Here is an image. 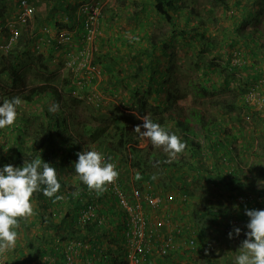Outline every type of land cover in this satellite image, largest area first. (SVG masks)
Listing matches in <instances>:
<instances>
[{
	"label": "rangeland",
	"instance_id": "374dc122",
	"mask_svg": "<svg viewBox=\"0 0 264 264\" xmlns=\"http://www.w3.org/2000/svg\"><path fill=\"white\" fill-rule=\"evenodd\" d=\"M35 1L36 15L33 19L25 26L17 24L20 34L26 33L34 38L28 47L27 53L29 55L21 56L19 67L24 76L25 84L29 87L47 82L48 77H51L50 82L61 89L64 79H70L72 75V69L66 62L69 51L61 47L56 53L49 56L50 44L47 43H53L56 33L65 30L61 26L65 25L64 23H69L71 27L76 25L75 28L78 32L80 31L81 21L77 15V9L84 0H66L69 1L72 7H69V10L65 12L64 10L61 11L60 2H50L51 0ZM263 1L229 0L228 5H218L210 0H178L177 5H180L179 7L175 9L173 7L168 8L171 15V20H169L157 11L155 7L156 0H141L136 6L133 3L132 6L128 5V12L126 13L132 11L139 24L133 20H129L130 25L128 23L123 25L121 22L122 28L120 29L126 31V36L124 39L120 38L117 41H112L110 37L113 34L109 26L112 22H115L117 13H114V10L119 11L118 0L114 1L113 7H107L105 10V14L108 15L102 21V26L107 27L110 37L106 35V31H103L102 28H100V33L97 35L96 45L98 50L95 54V62L97 60V68L99 71L101 70V77L92 82L93 85L104 87V89L100 88L105 97L102 104L104 107L98 110L95 104L89 102L87 96L78 97L80 102L75 103L73 101L75 97L72 96L75 94L73 91L72 94L68 92V88L65 90L64 98L57 99V97L51 96L50 93H45L40 101L38 98L33 103L22 102L20 106L22 109L18 110V118L14 124L23 128L12 130L7 126L8 128L1 129L0 167L5 165L1 161L4 154L17 151L18 141L19 148L26 149L27 145L30 146L34 143L31 138L35 134H32V132H35L37 128L41 130V123L46 125L50 120L55 121V115L60 113L59 115L62 117L58 119L61 125L59 131H62V133L59 136L61 137V143H58L57 159L59 163L54 164L53 160L50 162L57 171L61 186L65 187H61L59 191L65 190L67 193L78 190L81 186H87L75 172L74 164L78 160L77 153L84 150H97L104 156L106 153L116 154L120 159L122 179L126 182L127 187H140L145 192L148 191L149 194L161 193L166 204L158 208V213L162 217L168 216L171 220L173 219L170 222L172 224L176 222L174 218H180L184 221L181 232H178L175 225L172 224L168 228L169 234L173 229L177 232L174 260H176L177 255L180 258L179 261L176 260L178 264H235V258L240 254V251H236V253L226 252L227 249L219 243L218 236H220L219 231H221L219 227L230 225L228 218L231 216V211L238 215L244 214V210L239 206L240 199L243 197H260L257 193H253L254 191L235 195L231 191L222 192L223 187L225 188L226 185L220 173L224 176L235 168L232 179H234L236 173L238 176L244 177L248 174L249 164L253 165L254 161L258 159L257 157L264 153V145H261L262 142L264 143V124L260 123L259 119L262 117L258 112L264 110L252 107L253 102H257L258 98L264 99V84H259L257 90H247L246 96L242 95V91L248 85V81H244L243 78L251 70L247 68H249L248 66L251 68L252 64L256 63L255 58L252 56L253 49L251 45H254L256 40L260 42L258 47L262 46L261 43L264 44L263 32L259 35L260 31H257L258 29L264 30V19L263 17L258 21L257 18L255 19L256 13L261 12L264 7ZM15 3L16 0H0V6L3 7L2 11L0 10V67L3 59L5 62L13 59L11 49L18 43L9 51H6L2 45L6 37L11 34L8 23L15 20V15L18 13V6ZM69 16H72L71 21H69ZM235 28H238V30L233 31ZM197 31L204 33L205 37H209V42L200 40ZM238 31L239 34L236 33ZM115 32L117 33V31ZM250 33L255 34V40L248 37ZM43 34L50 35L47 38L48 42L44 44L42 43L47 36ZM248 38L251 45L245 42ZM17 41H19V38ZM156 42L159 46L153 54L156 55V60L152 61L142 49L148 47V51H150L152 50L150 44ZM41 53L43 55L47 54L46 62H43L47 68L41 66L42 64L34 59ZM229 59H232V62H240L246 67L235 73L237 79H232L233 84L231 83L230 90H219L214 94L210 93L200 98L190 92L192 91L193 82L200 85V81L205 77L203 73L208 67L210 70H215L216 66L210 67L211 61L217 63L219 67V64L224 65ZM260 65L263 67L262 72H264V64L258 62L257 66L253 68L252 72L254 74ZM164 72H167L164 78H168L166 87L164 90L160 89L161 94L156 96L154 93L156 89L149 84V76L155 75L161 79ZM0 76H3L1 78L3 83L10 80L5 74ZM210 76L222 82L229 75L225 70H222L219 74L213 73ZM255 77L256 75L253 79ZM174 81L178 83L179 90L191 93L185 103L184 100L177 102V107L173 110L174 114L180 112L189 116L192 107L200 110L199 117L202 120L200 123H197L195 116L191 114V125L197 133L196 137L193 135L191 139L196 142L200 141L202 145L197 155L194 154V147L188 139H185L184 132L177 127L174 119L167 118L161 126L176 134L186 144L183 151L178 153L175 158H171L164 151L163 146H154L148 138L141 137L139 133L134 131L138 125L143 124L141 118L144 117L138 110L137 99L134 96L136 91L141 87V93L147 89L153 91L146 94L144 105L149 111V116L160 117L159 115H167L165 111H167L170 104L166 100V93L167 89H175L177 84L169 87ZM258 83L256 82V84ZM256 84L253 83L252 85ZM1 86L0 94L4 92ZM0 101H3L1 95ZM56 103L60 106L59 110L50 112L49 106ZM30 116L33 117V120H28ZM110 118L114 120L120 118L122 125L128 126L130 131L136 133L135 139L126 146L121 147L116 128H110L99 140L91 141L89 138L90 131L97 127H103ZM206 122L210 124L208 128L211 129V136L215 135L214 132L216 134L219 132L222 135L220 138L230 136L225 147L217 145L218 143H208L207 137H204L207 131L200 128ZM219 124L222 131L215 127ZM238 129H244V135L240 136L235 131ZM141 130L144 131L145 129L142 128ZM243 136L250 142L247 143L249 146L246 150L243 145L246 144V140ZM217 139L215 138V140ZM239 139L245 156L244 160H241L237 151L236 145ZM66 142H68V146ZM69 144L73 146H69ZM75 145L76 148H74ZM5 146L7 151L3 148ZM213 146L222 148L219 152L221 163L224 165V160L229 163H225L224 166L221 164V167H224L223 172L210 165V156H213L214 152ZM25 152L28 153L25 159L29 161L30 152L27 149L24 150ZM262 166H264V160ZM258 181L259 186H261L264 181L263 177L261 176ZM176 192L179 194L180 199L175 204H167L166 197L168 194H177ZM184 193L188 195L187 199H185ZM32 201L33 214L29 217H21L15 246L3 253L4 261L7 260L6 264H44L46 258L43 255L36 256V254L40 253L38 247H45L43 251L47 252V249L54 245V241H51L48 237L51 231L47 230V227L50 229L51 223L59 225L62 222V224L67 225L66 228H69L70 232L79 229V224L71 226L64 218L65 216H72L69 213L70 207L65 202H61L59 205V212L56 211V207H48L49 211L54 208V216L51 213L48 214V209L45 211V208H41L36 198H33ZM35 207H37L36 212ZM209 208L214 209L212 211ZM248 208L252 209L254 207L249 205ZM214 211H221V213L219 212L220 215L215 217L216 213ZM149 213L152 215L153 210L149 209ZM112 214L120 215L121 213H116L110 208L108 215L112 217ZM42 216H46L43 223L41 221ZM118 218L119 216H115L114 222L120 225V219ZM106 227L109 230L101 233L100 238L104 246H115V249L120 247L123 241L120 229L117 230L110 219ZM208 227H210V234L207 233ZM116 233H118L117 236ZM194 236L197 238L196 245H199V248L192 253L187 250L186 240ZM208 237L210 243L207 244ZM30 242H32V245H29ZM207 245L209 250L205 248ZM183 253L186 254L183 255Z\"/></svg>",
	"mask_w": 264,
	"mask_h": 264
},
{
	"label": "trees",
	"instance_id": "16d2710c",
	"mask_svg": "<svg viewBox=\"0 0 264 264\" xmlns=\"http://www.w3.org/2000/svg\"><path fill=\"white\" fill-rule=\"evenodd\" d=\"M56 1L61 3V6H60L61 11L64 10V12H65L66 10H69V7H72V5L70 3L67 4V2L64 0H51L50 2H56ZM84 1H86V0H84ZM115 1H117V0H115ZM140 1L139 0H118L119 5H123V6L126 5L127 2H128V5L132 6V3H133V5L136 6L137 4L140 3ZM177 1L178 0H156V6L155 7L160 14L165 15V17H167L169 20H171V15L168 11V8L173 7L175 9V8L179 7L180 5H177L178 4ZM210 1L212 3L218 4V5H221V4L228 5L229 0H210ZM28 2L30 5H32L35 8V11H36V7L34 5V3H36V1L35 0H28ZM118 2H117V4H118ZM15 4L19 7L20 0H16ZM112 4L113 3L110 2V3L106 4V6H104V16L101 19V24H102L104 17H106L108 15V14H105V10L107 9V7H113ZM192 9H194V8H192ZM110 12H113V11H110ZM114 13H117L116 9L114 10ZM256 14L257 15L255 16V19L257 18L256 19L257 21L260 20L261 17H263V19H264V7L261 9V12L256 13ZM35 15H36V13H35ZM113 16H114V14H113ZM71 19H72V16H69V21H71ZM58 24L60 25V23H58ZM64 24L65 25H61L63 29L73 27V26L71 27V25H69V23H64ZM79 28H80V30L82 29V24L79 26ZM236 30H238V28L233 29V31H236ZM254 30L256 31V29H254ZM257 31H260L259 35H261V32H263V34H264L263 29H258ZM197 33H198V38L200 40L209 42L208 41L209 37H205L204 33H199L198 31H197ZM236 33L239 34V31ZM56 34L57 35H55V37L53 39L54 42L53 43H47V44H50L49 56L53 55L58 50L59 35H58V33H56ZM20 35L21 36L19 37V41H18L17 45L13 49H11L13 59H9L7 62H5L3 59L2 66L0 67V75L5 74V75H7L8 79H10L7 83H3L1 80V78L3 76H0V85H2L1 88L3 89L4 92L6 91L5 93L2 92V94H0L1 96H3V100H4V98L5 99H11L14 96H18L21 98L22 101H24L26 103H33L45 93H50L51 96L57 97V99L58 98H64V95L66 93V91H65L66 88H68L69 89L68 92L71 93L75 89V86L72 84V81L74 83V80H75L73 73H72L70 79L69 78L64 79L65 81H64V84L62 85L61 89L56 84H53L50 82L51 77H48V81L47 82L45 81L46 83L44 82L41 84L32 85L31 87H29V85L25 84L24 76L21 73V68L19 67V63L21 62V56L22 55H24V56H26L27 54L29 55V53H27L28 47L31 45L34 38L27 35L26 33H23ZM43 35H45V34H43ZM77 35H78V33H77ZM45 36H47L46 40L42 44L48 42L47 38L50 35H45ZM248 37H252L251 39L255 40V34L254 33H250ZM152 41L154 42V40H152ZM245 42L247 44L251 45L249 42V38ZM22 44H23V46H21ZM259 44H260V42L258 40H256L255 44L251 45L252 49H253L252 50V52H253L252 56L256 60L255 64H257L258 62H261L262 60L264 61V44L261 43L262 46L258 47ZM158 45L159 44L157 42L151 43L150 46H151L152 50H150V51H148V47H147V49H145V48L142 49L143 52H146L147 56L152 59V61L154 59L156 60V55H153V54L155 53L156 49L158 48L157 47ZM64 47H66V46H64ZM46 55H43V53H41L39 56L34 57V59L36 61L38 60L42 64L41 66L47 68L45 63H43V62H46V58H47ZM157 61H159V59H157ZM96 62H97V60H96ZM96 62L94 59V63L97 65ZM255 64L253 63L251 68H250V66H248L249 68H247V69L248 70L251 69L250 71H248L249 73L253 71ZM213 66H216L215 70H210L208 67L207 70L204 71L203 75L205 77H203V79L200 81L201 82L200 85L197 82L192 83V85H193L192 91H190V92L194 93V95H196L197 98L198 97L200 98L202 96H206L210 93L214 94L215 92H217L219 90H227V89L230 90L232 87V85H231L232 79H234V80L237 79L235 76V73H237L241 68L244 67V65L240 62H232V59H229L224 65L219 64V67L217 66V63L211 61L210 67H213ZM244 68H246V67H244ZM109 70H110V68H109ZM222 70H225L226 73L229 75V76H226V78L222 82H220L217 78H213L210 76L213 73L219 74ZM263 73L264 72H262V71H261V73L256 72L254 74V75H256L255 79L252 78L251 81L244 80L247 78L248 75L243 78L244 81H248V85L245 88V90L242 91V95L246 96V92H247V90H249L248 86L252 85L253 84L252 81L258 79L260 77V75ZM163 74L164 75L161 79L159 77H156L155 75L149 76V79H150L149 84L151 85V87L156 89V92H154L156 96H159L161 94L160 89L164 90V88L166 87V83H167L168 78L165 79L164 76L167 75V72H164ZM203 80H206V81L204 82ZM173 85H176L175 89H170V90L167 89V93H166V100L170 104L167 111H165L167 113V115H165V114L159 115L160 117H157V116L152 117V115L149 116V111H148V109H146V106L144 105V103H146V97H147L146 94L153 92V91L150 89H147L141 93L140 89L142 87L139 88L134 95L135 98L137 99L136 103L138 104V110L140 111V114L142 116L147 115L150 119H152L156 123H159L160 125L163 124L167 118L174 119L177 127H179L180 130L182 132H184L185 139H188L190 141L191 145L194 147V150H195L194 154L197 155V154H199V152H200L199 150L202 148L201 147L202 145H201L200 141L196 142L194 139H191L193 135L196 137V134H197L193 130V127L191 125V121H192V119H191L192 115L191 114H193V116H195V120H197V123H200L202 121V120H200V117H199L200 110L194 109V107H192L190 109L191 114L189 116L184 115L183 113H180V112H177L176 114H174L173 110H175V108L177 107L176 106L178 104L177 102L180 100H184V103H185L186 99L189 97V94H191V93L188 91L185 92L184 90H179L178 83L175 81L172 82L169 85V87H171ZM198 86H200V87L198 88ZM219 87H221V88H219ZM100 88L104 89L103 86H100ZM144 88H146V86H144ZM85 93H87V90H86V92H84V94ZM72 96H73V98L75 97L73 99V101L75 103L80 102L79 101L80 99L78 97H76L74 95H72ZM59 114L60 113H57L55 115V118H56V119H54L55 121L58 119H61L62 116ZM48 116H49V113H48ZM51 118H53V117H51ZM28 120H33V117L30 116V119L28 117ZM55 121L50 120L46 123V125L41 123V127H42L41 130L39 128H37L35 130V132H32V134H35V136L31 138L34 143L31 144L30 146L27 145V147H26L27 151L30 152L29 156L31 155L29 162L33 158L40 157L42 159V163H43V160L45 162H48V163H50L52 160H53L54 164L59 163V161L57 159L58 158L57 153H58V149H59L58 143H61V137H59V136H60V133H62V131H59V128L61 126L59 123V120L56 122ZM209 125L210 124L208 122H206V124L203 123L202 126L200 127V128H203L204 131H207V132H205L204 137H207L208 143L220 144L221 142H223V139L227 140V138H223V139L220 138V136H222V135L219 132L217 134H216V132H214L215 135L211 136L212 132L210 131L211 129L209 130V128H208ZM219 126H220V124L215 126V127H216V129H220L222 131L221 126L220 127ZM8 127H9V129H12V130H16L17 128H19V129L23 128L22 126L16 125V124H13V125L8 126ZM110 128H116V130H117L116 132H118L117 134L119 136V138H118L119 145L121 147L126 146L128 143L132 142L135 139L136 133L133 131H130L128 126L122 125L120 122V118H117L116 120L110 118L109 121H107L103 127H97L94 130H91L89 133V138L91 139V141L95 142V141L99 140L105 134V132L108 131ZM1 132L2 131L0 129V134H1ZM217 137H218V139H217ZM215 138L217 140H215ZM79 139H81V138H79ZM66 144L68 146V142H66ZM69 146H73V145L69 144ZM215 146H213V148H215ZM222 147H224V146H222ZM16 148H17V151L15 153H6L2 156V160H1L2 163L11 164L13 166H23L24 162L26 161L25 156H27L28 153L27 152L24 153V150H26L25 148H23V149L19 148V141L17 142ZM74 148H76V145L74 146ZM216 154H217V152H216ZM216 156H217V158H221V155H216ZM259 168L262 172H264V166H262V167L259 166ZM225 176L226 175H224V177ZM223 179L226 180V178H223ZM230 182H232V181H230ZM80 189L82 192L75 193V191H76L75 190V191L69 192V194H68L66 201L68 202L69 206H71L69 213L72 215L71 219L68 216L64 217L65 219H70V221L67 220L68 224L75 222V220L78 219L77 217L81 216V211L84 209V207L85 206L87 207L90 200L91 201L93 200V196L91 194H88L87 192H85V191L90 190L89 188H86V186H83V187L81 186ZM260 190H263V189H260ZM254 193H257L258 197H260V198L254 197L252 200L248 199V200H245L244 202H240L242 209H247V207L249 205H252V204H254V205L259 204L258 206H261V205L264 206V191H257ZM61 194L62 193H58V194H54L52 197H49V196L45 195L44 192L41 190V191H37L33 194L32 200H33V198H36L38 203H39V206H41V208L42 207L45 208V211H46V209L48 207H50V206L52 207V204H56V202H58V200H60L63 197L62 196L63 194L62 195ZM184 196H185V199H187L188 195L184 193ZM57 197H59L60 199ZM49 202H50V204H49ZM34 209L36 212L37 207H35ZM38 209H40V208H38ZM76 209H77V214L74 215V210H76ZM213 209L214 208H209V210H212V211H213ZM219 212L221 213V211H218V212L214 211V213H216L215 217L220 215ZM156 215L158 217L159 216L161 217L160 214H156ZM75 216H76V218H75ZM45 217L46 216H42V220H41L42 223H43ZM73 218H75V219L73 220ZM163 218L164 219L167 218V221H169V222H171L173 220V219L171 220L168 216H164ZM93 219H94L93 217H90L88 220H86L87 222H89V224L86 225L87 228L92 226V225H90V222ZM18 220L20 223L21 218H18ZM154 220H155L154 217H151V219L147 220V226L150 227L151 229L154 227L153 225H151ZM174 220L176 222L174 224H172V223H170V224L175 225L176 230L178 228H181V226H183L182 223L184 221L180 220V218H174ZM63 221L66 222L64 219H63ZM91 224H94V223H91ZM23 225H24V223H23ZM57 226L58 225L54 226L53 224H50L49 228L50 229H52L53 227L58 228ZM168 228L169 227H165L164 230L160 232L162 237L170 235L168 233ZM175 229H173L172 231L174 232ZM172 231H171V234H172ZM66 232L67 233H57L56 236H60L63 239H67L69 237H73L74 233H75V232H70V231H66ZM155 237H156V235L154 234L153 239ZM79 239L84 242L83 238L79 237ZM91 241L96 242L98 244V246H96V248L99 251H100L102 245H104L103 242L101 241V239H98L97 241L91 239L90 242ZM156 243L157 242L152 240V245L156 244ZM29 245H32V242H30ZM40 248L41 247H38V249H40ZM150 250H151V252H150ZM150 250L148 252L145 251L144 254L141 256V263H143V264H156V263L157 264H178V262H176L170 258V255L174 256L176 254V253H174V250H171V253H168L166 255L165 254L159 255L158 254L159 252H158L156 245L154 247L152 246ZM41 252L42 253H39V255H43L45 253V251H41ZM126 252H127L126 247H124V244H123L122 245V252H121L122 256H120L118 254H114L111 257V259H105L104 257H100L99 264L103 263L105 260L108 263L127 264V259H126L127 253ZM110 253H115V252L111 251ZM89 256H91V255L89 254Z\"/></svg>",
	"mask_w": 264,
	"mask_h": 264
},
{
	"label": "clouds",
	"instance_id": "9594fccd",
	"mask_svg": "<svg viewBox=\"0 0 264 264\" xmlns=\"http://www.w3.org/2000/svg\"><path fill=\"white\" fill-rule=\"evenodd\" d=\"M114 1L115 0H111L108 3H113ZM5 43L6 42L4 41L2 45ZM10 49L6 51H9ZM256 82L259 83L256 84ZM252 83H255L257 86H259V84H264V73ZM252 87L253 85H249L248 89L251 90ZM41 99L42 96L39 97V100ZM22 102L24 101H22L18 96L0 101V129L11 126L15 123L18 118V110L21 108L20 106ZM59 107L60 106L58 103L52 104L49 106V111H57L59 110ZM252 107L258 110H264V105L261 106L259 104H253ZM141 119L143 120V124L138 125L134 131L139 133L141 137L148 138L154 146H163L164 151L167 152L171 158H175V156L182 152L186 147L185 142H183L180 137L169 132L159 123L153 122V120L147 115ZM142 128L145 130L142 131ZM3 148L5 151H7L6 146ZM77 156L78 160L74 164L75 172L79 175L80 180L85 185H87L86 188L90 189L85 192L93 196V200H90L89 204L87 205V207H92L93 209L91 212V217L95 216L93 212L97 207L98 199L100 203L103 204V206L109 211L111 208L116 213H121V216L118 214H112L113 218L115 216H119L118 219H120L121 227L115 224L114 221L111 222H113V225L117 228V230L120 229L119 231L122 235L123 241L120 247H116V249L115 246L102 245L105 249L104 251L107 253H102L100 257L111 259L114 254L122 256V245L124 244V247H126L127 250L129 238L126 219L127 215L122 209L118 207L117 195L114 193L110 183L114 182L119 176V179L121 182H123L125 188L132 189V186L127 187L126 182H124L122 179L120 159L116 154L106 153L104 156L97 150H84L77 153ZM111 158H114L117 161L119 170L116 169L114 163L109 161ZM60 188L61 183L59 181L56 169L50 163L45 162L44 160L42 163V159L40 157L33 158L30 162L25 161L23 166L5 164L3 167H0V254L3 255V253H6L8 249L15 246L16 240L18 238V218L29 217L33 214V194L42 190L45 195L52 197L60 190ZM141 190L144 191L142 188ZM78 192H82L80 188L75 191V193ZM145 193H148V191ZM153 194L156 193H152V195ZM62 196L64 197L65 195L63 194ZM163 202L164 203L162 205H165V201ZM167 204L170 203L168 202ZM87 207L85 206L84 208ZM145 208L147 209V212H149V209H152L153 214H160L158 213V208L154 210L146 204ZM82 211L79 220V229L84 228L87 224H89V222L85 221L82 217ZM49 213L54 215V209L49 211ZM245 214L247 217H249V220L245 225L247 231L244 232V235L246 238L240 244V254L236 256L235 264H264V209H245ZM100 215L109 216L108 214L104 213H100ZM97 218L98 216L93 220ZM99 224L103 225V220H99ZM79 229L73 232L77 233ZM60 230L62 233H67L64 229ZM107 230H109L108 227L104 228L103 232ZM242 231L243 229L240 227H234L233 230L229 231L228 236L230 239L233 238L234 234L238 237ZM169 236L173 238V243L175 244V238L177 237L172 234ZM74 238H67L68 240H66L60 236H55L53 240L54 245L47 249V252L45 251L43 254V256L46 258L44 264H49L50 261H53L52 264H57L58 261L67 264L65 261L67 260L68 255L76 259L77 257L73 252L74 248L77 247V244L73 245L72 243ZM194 238L195 240L197 239L195 236ZM57 239L66 240L62 242V244L65 245V249L60 253L56 252ZM86 243H90V239H84V244ZM198 246L199 245H196L195 247L188 246L187 250L193 253L195 250H197V248H199ZM44 248H40V253H42L41 251H43ZM173 250L176 252V244ZM111 251H114L115 253H110ZM90 255L91 256L88 255L82 264H85L87 260H90L93 264H99L100 258L99 261L95 262L92 259L93 253H90ZM36 256H40L39 253H37ZM171 256L172 255H170V258ZM76 264L78 263L76 262ZM101 264L116 263H108L105 260Z\"/></svg>",
	"mask_w": 264,
	"mask_h": 264
},
{
	"label": "built area",
	"instance_id": "2783aa9c",
	"mask_svg": "<svg viewBox=\"0 0 264 264\" xmlns=\"http://www.w3.org/2000/svg\"><path fill=\"white\" fill-rule=\"evenodd\" d=\"M109 1L111 0L83 1L77 9V15L80 18L82 29L78 32L75 25L71 29L68 28L58 32V50L61 47L66 46L64 49L69 51V55L66 56V62L72 69V73L75 77L74 83L72 81V84L75 86V89L73 90V93L75 94L74 96L79 98L87 96L89 102L95 104L98 109L104 107L102 104L105 97L99 85L92 84L96 78L101 77V70L99 71L97 68L94 59L96 51L98 50L96 41L98 37L97 35L100 33L101 19L104 16V6H106ZM34 15L35 8L29 4L28 0H20L18 13L15 15L16 19L9 21L8 23V26L11 28V34L5 39L6 43L3 45L5 50L12 48L19 38L20 32L17 24H22L24 26L27 25L33 19ZM257 87V85H253L251 90H257ZM84 88L87 90L86 94H84V92H86ZM253 104H259L262 106L264 105V99L258 98L257 102H253ZM109 161L114 163L116 169L119 170L118 163L114 158H111ZM110 184L114 193L117 195L118 207L127 215L126 219L129 235L126 257L127 264H143L141 263V256L145 251L148 252L151 247H154L155 245L158 249L159 255L171 253V250L175 248L173 238L171 236L162 237L160 234L165 227H170V222L167 221V218L164 219L162 216L158 217L156 214L151 215L145 208V204L154 210L161 207L164 203L163 195L161 193L153 195L148 194L141 190V188L135 186H132V189L125 188L123 182L119 179V176ZM179 199L180 196L175 193H169L166 197V200L170 204H175ZM248 199L252 200L253 197H243L240 199V202H244ZM92 210V207L83 209L82 217L85 221L92 216ZM151 217L155 218L151 224L154 226L152 229L147 226V220L151 219ZM181 229L182 228H178L177 231L179 232ZM154 234L156 237L153 239ZM151 239L157 243L152 245ZM187 244L189 247H195V238L192 237L191 239H188ZM3 257L4 256L0 254V264H6ZM65 262L67 264H76V259L68 255ZM85 264L93 263L90 260H87Z\"/></svg>",
	"mask_w": 264,
	"mask_h": 264
},
{
	"label": "crops",
	"instance_id": "0c3cea01",
	"mask_svg": "<svg viewBox=\"0 0 264 264\" xmlns=\"http://www.w3.org/2000/svg\"><path fill=\"white\" fill-rule=\"evenodd\" d=\"M64 1H66V0H64ZM66 2H67V4H69V1H66ZM117 6L119 7V11H117V14L115 16V22L114 23L112 22L111 25L109 26V28L112 29L111 33L113 35H111V37L108 35L107 27H103L102 24H101V27H100V28L103 29V31H106V35L109 36L110 38H112L111 39L112 41H117L120 38L124 39V37L126 36L125 35L126 31L124 29H120V28H122L121 22L123 23V25H127V23L129 24V20H131V21L133 20L136 23L138 22V24H139V21H137L135 16L132 15V11H130L128 14H126L128 12V9H127L128 2L124 6L123 5H119V4H117ZM2 9H3V7L0 6V10L1 11H2ZM115 31H117V33ZM261 63L264 64V61L262 60ZM255 66H257V64H255ZM262 70H263V67L260 65V67L258 68L257 72H261ZM253 77H254V73L252 72V73H249L247 78L244 79V80L251 81V79ZM20 109H22V108H20ZM258 112H259V115L262 117L261 119H259V121H260V123L264 124V111H258ZM252 128H254V127H252ZM235 131L238 132V134L241 136L242 134L244 135V131L245 130L244 129H238V130H235ZM229 137L230 136L223 137V138H227V140L222 138L223 142H221L218 145H220L221 147L222 146L225 147L227 142L229 141L228 140ZM244 139H245V137H244ZM245 140H246V144L244 143L243 145H244V148L246 150L247 147L249 146L247 143H250V142L247 139H245ZM241 145H242L241 144V140L239 139L238 140V144L236 145L237 146V151H238V154H239L241 160L242 159L244 160L245 156H244V153H243V151L241 149ZM261 145H264V143L262 142ZM219 149H222V148H214L213 156H210V155H208V156H210V159H211V161H210L211 167L217 169L218 171H222L223 172L224 171V167L223 168L221 167V164H222L221 160H220L221 158H217V156H216V155H221L219 153V152H221V150H219ZM216 152H217V154H216ZM257 158L258 159L254 161L253 165L249 164L250 168H249L248 174H246L244 177H241L240 175L238 176L237 173H236L234 179H232L233 178V171H234L235 168L233 169V171H230L229 173H226L225 177L220 173V176H222V178H226V180L223 179V181L225 182L226 186H225V188L223 187L222 192L231 191V193L233 195H235L237 193L238 194H245L248 191H254V192L264 191V181H263V184L261 186H259V183H258L259 182L258 180L260 179L261 176L263 177V180H264V172H262L260 170V168H259V166L262 165V162L264 160V153L260 154ZM225 163H228V161L224 160V165H225ZM224 165L222 164V166H224ZM229 168H230V166H229ZM243 179H244V181H243ZM230 181H232V182H230ZM217 184L220 185L221 183H217ZM61 187L65 188L64 186H61ZM260 189H263V190H260ZM69 192H71V191H69ZM69 192L66 193L65 190L64 191H58V193H62L65 196L62 197L61 199L59 198L60 200H58V202L56 204H52V207H56V211L57 212L60 211L59 205L61 204V202H65L69 206L68 202L66 201ZM177 195H179V194L177 193ZM239 206L241 207V204ZM252 206L254 207L252 209H264L263 205L258 206V205L252 204ZM69 207L71 208V206H69ZM47 209H48L47 212L49 214V208H47ZM247 209H249V208L247 207ZM233 210H235V209H233ZM243 210H244V214H242V215H238L237 213H234L233 211H231V216H230V218H228L230 225H225L226 228L223 225H221V227H219V229H221V231H219L220 236H218L219 243H221L223 248L227 249L226 252L231 251V253L232 252L236 253V251H240L239 250L240 244L246 238L245 235H244V232L247 231L245 225L248 222L249 217H247V215L245 214V209H243ZM108 212H109V210L106 207H104L103 204H101L99 199H98L97 207H96L95 211L93 212V214H95V216L93 218H96L97 216H98V218L95 219V220H92L90 222V225H92V226L89 227V228H87V227L81 228V229H79V231L77 233L76 232L74 233L73 237L68 238V239H71V238L75 237L72 243H73V245L77 244V247L74 248V252L73 253L77 257L76 258V262L78 264H82L90 253H93V258L92 259L95 262H97L99 260L100 255L102 253H107L106 251H104L105 249H104L103 246L101 247V249L99 251L96 248V246H98V244L96 242H92L91 241L90 243L84 244V242L81 241L79 239V237H81V238H83L85 240H87V239L91 240L92 239V240H95V241L100 239L101 238V233H103V229L106 228V225H107L109 219L111 221H114L113 215H111L112 217H110V216H101L100 215V213L108 214ZM75 214H77V209L74 210V215ZM54 216H55V214H54ZM60 217H62V215H60ZM69 218L71 219V217H69ZM75 218H76V216H75ZM75 218H73V220ZM77 218H78V219H76L77 221L75 220V222H72L71 226H74L75 224H79L80 217H77ZM70 219H67V220L70 221ZM99 220H103L104 224L100 225L99 224ZM31 222L33 223L32 220H31ZM220 222H225V221H220ZM37 223L39 224V221ZM91 223H94V224H91ZM51 224H53V223H51ZM66 226H67L66 224H62V222H61L57 226L58 228H55V227H53L52 229H48L47 228V230L49 232L51 231V233L48 234V237L50 238V240L53 241L55 236L57 235V233H62L60 229H64L66 231H69V228H66ZM119 226L121 227V225H119ZM234 227H240L241 229H243V231L241 232V234L238 237L235 236V234H234L233 238L230 239L229 236H228V233H229V231L233 230ZM182 230H183V227H182ZM207 230H208L207 233L210 234V227H208ZM107 231H105V232H107ZM114 233H115V231L113 232V237H114ZM117 235H118V233H116V236ZM172 235L177 237V232L176 231L172 232ZM212 236H213V234H212ZM209 237L207 238V244L210 243ZM68 239H66V240H68ZM66 240L57 239L56 252L60 253V252H62L65 249V245L62 244V242L66 241ZM78 245H80V246H78ZM205 248H207V250H209L208 245ZM50 252H52V251H50ZM184 254H186V253H183V255ZM171 259L174 260V256H171ZM179 259L180 258L176 255V260L179 261ZM176 260H174V261H176ZM52 262L53 261H50L49 264H52ZM57 264H65V263L58 261Z\"/></svg>",
	"mask_w": 264,
	"mask_h": 264
}]
</instances>
